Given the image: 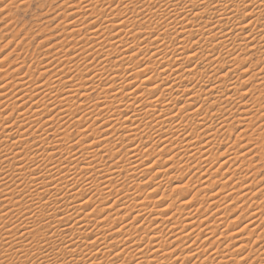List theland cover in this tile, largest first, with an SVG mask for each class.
Here are the masks:
<instances>
[{"label": "bare ground", "instance_id": "obj_1", "mask_svg": "<svg viewBox=\"0 0 264 264\" xmlns=\"http://www.w3.org/2000/svg\"><path fill=\"white\" fill-rule=\"evenodd\" d=\"M74 1L75 0H64V5L61 7L59 6L61 10L63 9L61 11L62 16H60L63 17V19L57 24V26L61 25L62 27L59 38H57L55 42L44 39L47 45L46 49L59 48L61 50L60 55L57 57L54 56L55 59L53 63V65L55 64L60 68L59 72L51 75V72L47 69V66L49 68L50 64L53 62V59L50 58L48 61L46 60V64L41 66L44 68L38 70L37 64H39L40 59L38 56H47V54H41L42 52H40L39 55H33L34 57H32V59L29 57V62L26 61V58H23L12 65L10 61V63H8V68L6 67L3 71V73L7 72V75L6 80L3 79L4 81H1L0 98H4L1 100H3V102L5 101V109H8L6 117L8 118L4 119L5 121L7 120L6 122L2 121V123L4 122L3 124L0 118V158L3 157V159L1 158L2 165L3 162H5L2 171H0V185L3 186L8 180L12 181L11 179L15 177H26V174H32L33 177L30 178V185L29 188L27 187L26 191L19 190L21 186L19 188L16 187L18 190L15 191V189L10 188L8 184L2 187L3 190L0 189V196H2L1 202H3L0 206V223L5 226L12 225V229L0 230V264H60L61 261H63V264H84L87 261L88 264H112V261L109 262V258L113 252H115L116 255H112V259L114 258L118 264H162L164 262L166 263L175 253L176 247L172 248L171 244L174 243V245H177L175 244L176 241L172 240L173 237L171 238L173 242L164 237L167 232L171 234L174 231V240L179 242L183 241V244L184 241L188 239L186 243H190L191 245L195 244L196 241L197 243L201 241L200 243L203 242L204 245L206 243L210 248H214V253L212 250L214 259L219 257H224L222 259H225L227 257L226 255H228V257L234 256V250H242L248 247L245 255L248 257L250 253L254 254V256L256 254L255 258L260 257L259 264H264V242L258 247L254 246L264 234V208H261L262 205H258L259 202L256 204L257 202L254 203V201H252L254 204L248 205L250 210L248 214L244 212L245 215L243 213V215L233 214L234 211L232 210L231 215H223L225 212H222L223 214L220 212L221 215H219L220 208L218 206L220 205L221 194H212L210 191V195L204 196L205 198L203 197L205 199H203L205 201L204 205L207 204L208 207H211L215 204L214 206L219 209V211L216 212L219 214L215 213L217 217L212 219V224H209V219L207 220L204 217V219H198L197 217V221L194 218L196 217L194 213H189V210L186 211L187 205L191 203L187 204L188 201H184L186 196L184 193L187 189L185 192L181 190L183 191V193L180 192L182 193L181 195L178 194L180 190L176 191L177 193L172 192V194H178L179 196L175 198L172 196L173 199H171V201L169 200V203L166 202L168 204L164 205H160L161 202L157 201L160 203L159 208H155L157 202H152L153 206L151 207L148 205H151L149 203V197H151L152 193L154 194V192H156L157 186L154 192L143 193V190V192L139 191L141 192L140 194L133 193L132 195L129 186L138 185L140 180L137 181V179L131 178L129 182H126L127 186L124 183L130 177L129 175L136 171L137 173L139 171V173L146 175L152 172L153 174L151 173V176H148L150 178L148 182L154 178H159L155 181L159 186V184L164 181H161V179L166 175H170L168 173L169 171L167 172L165 169H162L164 168L163 166L170 167L168 164H174L176 156L180 155V153L186 155L189 151L201 157H199L200 160L197 158L198 161H202L201 159L203 158L205 164L209 163L208 165L210 166H214L212 163L214 164L215 161H219L218 157L224 156V158L219 161L218 168L226 167L225 169H227L228 172L231 170V177L232 175L234 176V174H241L244 162H241V155L238 153L239 151H244L245 147L241 144V140L243 139L245 141L246 139L247 142V140L254 139V137H251L254 135L257 137V140L259 139L260 141L264 135V100L262 102V98H258L260 95L264 97V75L260 77L258 75V80H256L255 83H251L249 87L243 88L242 90L237 89L241 74L251 68L252 51H261L260 54L264 51V42L260 43V41L263 40L261 37L264 35L260 36V32L254 29L255 27H253L255 32L252 28L250 32H243L244 27L241 25L247 20V14L244 12L245 0H204L203 3H201V0H159V6L156 4L157 7L154 6L156 7L154 10L152 3L155 0H79L77 4H75ZM7 3L9 2L7 1ZM137 3H139L138 6L142 9L138 11L137 14L144 13L146 15L144 16L145 19H138V25L136 24V20L133 19V17H135L134 15H131L132 19L130 20L123 19L124 17H122V13L124 11H129V8L130 12L136 13ZM250 3L255 4L257 7L252 8L254 17L252 21H249L248 25H245L247 27L253 23L255 26V23L260 19L259 17L262 16L260 0H250ZM213 5H215V7ZM51 6L54 7L53 5ZM179 13H182L180 14V19H178ZM107 15L109 18L111 17L110 15L116 17L115 19H99L103 16L107 17ZM152 16H154L155 19H150ZM72 17H75V19H71ZM203 18L211 20L206 21L209 28L206 26L207 29L204 31L202 30L203 27H201L203 24H201V19ZM174 22L175 25L179 24L175 32L178 31L179 36L183 37L182 39L179 38L178 40L176 36H172L175 32L172 33L170 31L171 27L168 25ZM93 25H95V28H93ZM138 27H140L139 29H144V31L151 28V30L156 32V36H151L150 34L152 32L147 33V35L152 38L150 37L151 39L146 40L148 43L143 46H141V40V45L137 43L135 39L134 42H131L133 38L129 41L131 36H137L135 35V30ZM261 31L263 30L261 29ZM140 33L146 34L145 32ZM197 36H201L200 38H203V41H199ZM192 37H195L197 39L196 41H199V44H190L188 41H190ZM187 44L189 46H187ZM192 46H195V54L191 51L193 49L191 48ZM133 48L135 52L132 51ZM245 49L251 51V53H248ZM69 51L71 52L69 53ZM150 52L151 54L146 56L147 53ZM59 53L60 52L57 53L56 51V55ZM141 54L147 57L143 60H147L142 62L138 61L137 56ZM112 55L116 58H114L115 60L113 59L112 62H117V59L120 61L118 67H109V70H104L105 66H102L104 69H102V67L101 69L97 68V65H100V63L110 65V63H112L110 61ZM190 57L191 60H195L194 64L191 63ZM1 59L2 57L0 61ZM180 61L182 64L184 63V65L177 64ZM245 64L248 65L247 70L244 69ZM11 65L13 68H10L12 67ZM138 65L141 67V71H137ZM224 65L227 68L220 70L219 68H222ZM253 65L256 64L254 63ZM111 66L113 67V65ZM263 67L264 64L260 66L258 72L253 71L251 74H254V76L256 74H261ZM207 68L212 69V71L209 74H204L203 71H205V69L207 70ZM56 69L57 67L55 70ZM226 69H228V71H225ZM34 70L37 71V76L32 75ZM230 74H232V76H229ZM244 77L247 76H243V78ZM249 79H251L250 76L241 81L248 83ZM169 82L171 86H168ZM184 82L186 83L183 84ZM132 84H136V89H131ZM52 85H55V87L57 86V88L54 91L55 88L53 86L52 89L54 93L50 94L48 91L51 89L50 87H52ZM66 85L70 87H66ZM157 85L160 86V90L156 96H153V91L156 90ZM180 87H185L183 90L184 93H182V104H179L175 96V93ZM113 88L116 91L112 95H108L107 93L111 92ZM122 89H131V91L122 92ZM140 89H143V92H140ZM253 91L256 92L255 94L257 95H253ZM91 92H94V96L92 97L93 102L89 100L91 99ZM137 93H139V95ZM180 93L179 90V94ZM189 93H191L190 96L188 95ZM245 93H248L247 100L242 98ZM184 94L187 98H184ZM180 96L182 97V95ZM225 96L228 98L222 100V97ZM251 100L254 104L251 103ZM85 101L89 102L87 106L86 103L84 104ZM134 101H139L138 105L135 104ZM57 104L63 105V108L65 104H67L66 106H74V104L79 105L77 107L75 106L70 113L66 112L67 115L71 114L67 117V120H71L72 118L74 120V116L79 117L78 120L80 121L77 120V122H80V126L83 125V127L88 130L89 135L85 136L84 131H81L80 128L78 134L74 137L79 139L80 145H82L79 147V150L70 151L71 153L68 150L69 154L66 156L54 159L53 153L57 147L60 146L59 142L62 141L60 137L59 140H55L56 135L53 137L54 139L51 140L42 137V135H45L47 132L46 124L49 122L52 124L54 117L52 118L53 121L47 120L48 122L45 123V119L44 121L42 120V116L39 112L42 110L43 114L48 116L52 109L51 106ZM178 104L179 106H177ZM186 108L190 109V111L185 114L184 109ZM0 110H3L1 104ZM3 112L5 111L3 110ZM237 112L243 113L244 115H239L238 118H235V113ZM125 113H127V115H125ZM218 113H220V115L215 116V114ZM1 114L4 115L5 113L1 112ZM176 114H179V119H177ZM13 115L14 119L10 118L11 116L13 117ZM64 115L67 116L66 114ZM0 116L2 117V115ZM90 117L92 120L89 119ZM58 120L61 119H56V122ZM175 121L177 122L174 123ZM233 123H236L234 125H237L241 131L234 135L231 144L224 145L225 147L223 148L225 150L221 154L212 157L213 149H219V145L226 143L223 142L227 139L226 137L230 138L231 134L233 135ZM55 125L58 128L60 127L57 124ZM191 126V131L188 129L189 131L187 134H181L182 131H180V127L184 131L187 130L185 129L186 127L191 128ZM193 128H195L196 131ZM101 129H103V131H101ZM54 131L56 132V130ZM248 131L251 132L248 133ZM138 132L142 133H139V135H144V138L146 136L149 137V139H153L155 136H159V138L164 136L163 141L167 142L169 145L173 144L172 141L177 139L174 144H176V151H178V149L179 151L176 152L170 160L167 158V161H162L163 166H161L162 163H160L161 165L159 164L160 166L151 163L152 165L143 167L145 163L138 157V152L141 153V151H136L139 150L137 149L139 147L135 148L138 145L134 148L130 145L134 142ZM30 138L32 140H29ZM89 138H91L90 143L92 145L99 143L102 147L100 149L94 148L92 151H89L88 145L84 144V141ZM65 140L69 141L66 136L63 141ZM124 140L127 141L125 142L126 144L124 143V146L121 145L122 147H118L117 149V143L120 142L123 144ZM139 141H141V137ZM238 141H240L239 144H241L240 148L235 147L239 145ZM251 141L249 142L251 143ZM136 142L137 141H135V143ZM249 142H247V144ZM159 143L162 144L160 140ZM254 143L257 144L256 142ZM163 147H165V145ZM163 147L162 149H164ZM260 147L264 148V141H262ZM165 150L168 151V153L170 152L168 148L164 149V151ZM65 152L67 153V151H64V153ZM143 154L141 156H143ZM17 155L21 157L18 159ZM125 155L127 156L126 158ZM15 156L17 159L14 158ZM194 156L196 159L197 156ZM243 156H245V154L242 155V158ZM42 157L43 161L45 159L47 163L43 162V164H45L43 167H41L42 165H40V167L36 166L37 161L39 159L42 160ZM125 161H127L126 164H124ZM203 161L200 162V164L196 162L195 166L199 168V165L203 164ZM151 162L155 164V161ZM176 162H178L177 159ZM192 163L194 164V162ZM233 165L236 166L234 167ZM232 166L234 170H232ZM249 166L247 161L246 169L247 167L249 169ZM231 167L232 169H230ZM153 168L159 170L153 171ZM171 168L173 169V167ZM127 171L129 173L122 174ZM178 174L179 173H177V175ZM219 174H221L220 171ZM60 176H62V178ZM169 177L171 178V176ZM169 177H167V181ZM208 177L210 176L208 175ZM227 177L228 176H226V178ZM65 178L70 179L69 183H64ZM239 178H242V176H239ZM61 179H64V181L62 182ZM248 183L247 185L249 186ZM79 186H85L91 190V192L89 191L91 194L89 193L87 199L82 200V198H85L84 195L81 198L75 195L76 190H74V188ZM222 186L224 187V185ZM223 187L221 188V186H219V190L225 189ZM176 188L179 187L176 186ZM181 188L182 186L179 189ZM246 188L248 189L249 187ZM79 189L77 188V190ZM245 189L244 191H246ZM72 190H74V194ZM171 190H173V188ZM226 190L229 189L227 188ZM249 190L251 189H248V191ZM263 190L259 188L258 191L254 190L252 197L247 191L243 192L242 190H236V195L233 194L232 190L229 192L227 191L228 193L224 195H240L242 201L249 198L247 199L248 201L255 200L258 196L263 198ZM83 191H86L84 187L82 189V192ZM222 191L224 192V190H221V192ZM76 193L78 194V192ZM206 194L207 192L205 195ZM95 197L97 198V203H94L96 205L94 208L90 209V215L84 212L83 209L86 208L91 201H94L93 199ZM110 197H113L114 201H107ZM238 197L239 196H237V198ZM61 198H64V204L66 206H64V209L59 210L61 212L58 213L65 216L57 217V214L53 212V210L52 212H50L51 210L47 212V210H49L46 209L47 206L50 204L52 205V203H60ZM237 198H235L236 203ZM262 198L259 199L262 200ZM222 199L226 200L227 198L224 196ZM147 201L149 204H146ZM200 201H202V199ZM228 201L229 200H227V202ZM222 202L226 203V201ZM106 203H109V205L107 207H102V205ZM64 204H62V206ZM190 206H188L189 209L193 210V207L190 208ZM220 207L222 206L220 205ZM12 208L14 209L12 210ZM195 208L197 209V207ZM17 209L18 212L16 214H18V216H15L16 214L12 213V211L14 212V210L16 211ZM57 209L59 208L57 207ZM27 210H30V212H26ZM242 210L243 209H241V211ZM105 212L108 213L106 216L104 215ZM25 214L29 216L26 215L27 217H22ZM34 215L41 216V219L46 223V229L43 227L45 223L41 227L37 225L36 221L33 219ZM200 215L201 214L198 216ZM232 215H236V217L241 216L240 218L247 217L249 221L242 226H236L237 228H232L233 230H230V221H232L230 217ZM129 216H131V220L127 222ZM122 219L125 221L121 222ZM137 221H139L138 225H136ZM223 223L225 225L222 228L220 224ZM232 223L234 225V222ZM90 225L95 228V230L93 229L94 231H87V228L91 227ZM117 225H119L118 228ZM133 225L136 226L134 227ZM218 225H220L221 228L220 226L218 227ZM258 229L262 230L261 233L258 232L260 231ZM12 231H14V234L11 233ZM16 234L20 235L16 238ZM192 234L194 235L189 239ZM233 234L237 236L231 238L230 236ZM26 235H31V239L28 237L30 239L28 243L23 242L26 240ZM88 237H91L92 240L95 241V248L88 241ZM228 241H230V243L224 246L223 244L228 243ZM49 244L52 249H58L55 251L57 252L56 255H54L55 253L51 254V252L46 251L48 250L47 247ZM64 245L68 247L66 248ZM232 245L235 248L229 250V248H232ZM256 245H258V243ZM190 247L189 245V248ZM196 247H192L193 250L191 251L195 252L196 249L198 251ZM68 248H71L72 251L69 252ZM149 249H152V251L150 252ZM132 250H134L133 252L135 253H132ZM181 253L175 255L179 258ZM24 260L26 261L24 262ZM221 260L218 262L221 263ZM213 261L214 260L208 262ZM168 263L169 261L166 264ZM201 264H206L204 258Z\"/></svg>", "mask_w": 264, "mask_h": 264}, {"label": "rangeland", "instance_id": "obj_2", "mask_svg": "<svg viewBox=\"0 0 264 264\" xmlns=\"http://www.w3.org/2000/svg\"><path fill=\"white\" fill-rule=\"evenodd\" d=\"M7 1L9 2V3H7ZM21 1V2H20ZM158 1L159 0H155L152 4H153V7L154 6H156L157 7V5L159 6V4L160 3H158ZM79 2V0H75L74 1V3L75 4H77ZM21 3V4H20ZM27 3V4H26ZM6 4V5H5ZM10 4V5H9ZM24 4V5H23ZM157 4V5H156ZM51 5H53L54 7H52ZM64 5V0H0V48H5V49H7V48H10V51H8V53H7V56L5 57V56H2V55H0V58L2 57V59H1V61H3V63H4V65L2 64V65H0V71H1V73H0V85L2 84V82L4 81L3 79H5L6 80V73L7 72H5V73H3V71L6 69V67L8 68V63H10V61H11V63H12V65H14L13 63H16L18 60H20V59H23V58H26V61L27 62H29L28 60H30L29 59V57L32 59V57H34L35 55H39L40 54V52H42L41 54H47V56H45V55H41V56H38L40 59H39V64H37V67H38V70H41L42 68H44V67H41V66H43L44 64H46L47 63V61L49 60V58L50 59H53L52 61V63L50 64V67L48 68V66H47V69H49V72H51V75H53L54 73L56 74V72H59L60 70V68L58 67V66H56L55 64L53 65V63H54V59H55V57H57L58 55H60L61 54V50L59 49V48H49V49H46V47H47V45L45 44L46 42H44L46 39L49 41H51V42H55V40H57V38H59V33L61 32V25H58L57 26V24L59 23V21L61 20V19H63V17H60V16H62V10L59 8V6L61 7V6H63ZM139 3H137L136 4V10H137V12L136 13H132V12H130V8H129V11H124L123 13H122V17H124L123 19H132V16L134 15L135 17H133V19H135L136 20V24H137V22H138V19H145V17L144 16H146L144 13L143 14H137L138 13V11H140V10H142L139 6ZM7 6V7H6ZM15 6V7H14ZM5 7V8H4ZM51 7V8H50ZM131 7V6H130ZM156 7H154L153 8V10L156 8ZM70 9V8H69ZM72 9V8H71ZM2 10V11H1ZM44 10V11H43ZM5 11V12H4ZM47 11V12H46ZM66 12H69V11H66ZM126 12H128V13H126ZM130 12V13H129ZM35 14V15H34ZM126 14V15H125ZM136 14H137V16H136ZM180 14H182V13H179V15H178V19H180L181 18V15ZM13 15V16H12ZM109 15V14H108ZM107 15V17H105V16H103V17H100L99 19H115V17L116 16H113V15H110L111 17L109 18V16ZM125 15V16H124ZM132 15V16H131ZM64 16V15H63ZM5 17V18H4ZM260 19H258V21L255 23V26L252 24V25H249L248 27H250V29L252 28V30L255 32V30L254 29H256V30H258V32H260V36H262V32L264 33V23H262L261 21H262V16H260L259 17ZM98 19V18H97ZM150 19H155L154 18V16H152V17H150ZM202 20V22H201V27H203L202 28V30L204 31V30H206L207 29V27L209 26L208 25V23L206 22V21H208L209 19H201ZM203 20H205V21H203ZM57 21V22H56ZM140 21V20H139ZM142 21V20H141ZM209 21H211V20H209ZM167 22H169V21H167ZM139 23V22H138ZM147 23H148V21H147ZM210 24V23H209ZM138 25V24H137ZM136 25V26H137ZM205 25V26H204ZM56 26V27H55ZM140 26V25H139ZM169 27H171L170 29V31L173 33V32H175V30L178 28V26H179V24L178 25H175V22L174 23H171L170 25H168ZM207 26V27H206ZM253 27H255L254 29H253ZM140 27H138L135 31V35H137V36H131V38H129V41L133 38V40H131V42H134L135 40H136V42L137 43H140L141 41V43H142V45H141V43H140V45L141 46H143V45H145V44H147L148 43V41H146V40H149V39H151L152 37V33L154 32L153 30H151V28L148 30V29H146V31H144V29H139ZM173 28V29H172ZM209 28V27H208ZM46 29V30H45ZM261 29L263 30V31H261ZM36 31V32H35ZM145 32L146 34H144V33H140V32ZM150 32H152L150 35L151 36H149V35H147V33H150ZM243 32H245V31H243ZM144 34V35H143ZM176 34V35H175ZM198 35H200V34H198ZM204 35V34H203ZM33 36H34V38H33ZM139 36V37H138ZM141 36V37H140ZM172 36H176L177 38H178V40H179V38L180 39H182L183 37L181 36H179V33H178V31H176L174 34H172ZM151 37V38H150ZM201 36H197V39H199V41H203V38H200ZM138 38V39H137ZM263 40H261L260 41V43H263L264 42V36H262L261 37ZM45 39V40H44ZM135 39V40H134ZM196 39V38H195ZM196 39V40H197ZM26 40V41H25ZM141 40V41H140ZM177 40V39H176ZM175 40V41H176ZM193 40V37L192 38H190V41H192ZM143 41H145V42H143ZM174 41V42H175ZM190 41H188V42H190ZM44 42V43H43ZM144 43V44H143ZM176 43V42H175ZM28 44V45H27ZM189 44V43H188ZM187 44V46H189ZM44 45H46V46H44ZM18 46V47H17ZM195 46H192L191 48H194ZM187 48H189V47H187ZM16 49V50H15ZM31 49V50H30ZM246 51H247V49H245ZM261 50V49H260ZM35 51V52H34ZM51 51V52H50ZM56 51H57V53L58 52H60L59 54H57L56 55ZM38 52V53H37ZM71 51H69V53H70ZM248 53L250 52L251 53V51H247ZM257 52V53H256ZM260 52L261 51H257V50H253L252 51V53H253V56L251 57V60H252V65L255 63L256 65H250L251 66V68H249L245 73H242L241 74V79L239 80V85L237 84V89H239V90H242L243 88H247V87H245V85H248V87L250 86V84L251 83H255L256 82V80H258V78L261 76V75H264L263 73V68H262V70H261V74H256L255 76H254V74H251L253 71L255 72V71H257L258 72V69L260 68V66H262V64H264V61H263V59H264V51L260 54ZM30 53V54H29ZM255 53V54H254ZM259 53V54H258ZM151 54V52L150 53H147V55L146 56H149ZM16 55V56H15ZM34 55V56H33ZM51 55H53V56H51ZM116 55V54H115ZM200 55V54H199ZM15 56V57H14ZM28 56V57H27ZM51 56V57H50ZM55 56V57H54ZM142 56V57H141ZM14 57V58H13ZM20 57V58H19ZM113 57V58H112ZM263 57V58H262ZM115 57L112 55L111 57H110V61L112 62V60L114 59ZM144 58H147V57H145V55H140L139 56V59H138V61H140V62H142V61H145V60H147V59H145V60H143ZM151 58H153V57H151ZM116 59V58H115ZM114 59V60H115ZM141 59V60H140ZM259 59V60H258ZM261 59V60H260ZM47 60V61H46ZM254 60V61H253ZM14 61V62H13ZM256 61V62H255ZM263 61V62H262ZM139 62V63H140ZM259 62V63H258ZM261 62V63H260ZM258 63V64H257ZM119 64H120V61L117 59V62H112V63H110V65H104V64H101L100 63V65L98 66L97 65V68H99V69H101V67L102 66H105L104 68L102 67V69H104V70H109L110 68H116V67H118L119 66ZM134 64H136V63H134ZM133 64V65H134ZM138 64V63H137ZM177 64H181V65H184V63L182 64V62L180 61V62H178ZM11 65V66H12ZM111 65H113V67L111 66ZM4 66V67H3ZM55 66V67H54ZM106 66H108V67H106ZM52 67V68H51ZM57 67V69H58V71H57V69L55 70V68ZM110 67V68H109ZM4 68V69H3ZM10 68H13V66L12 67H10ZM54 68V69H53ZM108 68V69H107ZM223 68H227L225 65L224 66H222V68H219L220 70H222ZM34 69V68H33ZM8 70V69H7ZM11 70V69H10ZM53 71H55V72H53ZM209 71V72H208ZM211 71H212V69H208L207 68V70L205 69V71H203L204 72V74L206 73V74H209V73H211ZM10 72V71H9ZM37 71H33L32 73V75H34V76H37L36 73ZM53 72V73H52ZM35 73V74H34ZM250 73V74H249ZM260 73V72H259ZM2 74V75H1ZM3 74H4V76H3ZM50 74V73H49ZM203 74V73H202ZM203 74V75H204ZM247 74V75H246ZM249 74V75H248ZM254 77H253V76ZM258 75H259V77H258ZM4 78H3V77ZM229 76H232V74H230ZM243 76H247V77H251V79H249V81H248V83H245V81H241L242 79H245V78H247V77H244L243 78ZM257 76V77H256ZM2 78V79H1ZM131 80H133V79H131ZM2 81V82H1ZM247 82V81H246ZM137 83V82H136ZM186 82H184L183 84H185ZM53 86H54V91L56 90V88H57V86L55 87V85H52V87H50L51 89L53 88ZM142 87V86H141ZM181 88V87H180ZM178 89V91L175 93L176 95V97H177V101L178 102H180V101H182V99H183V94L182 93H184L183 92V90L185 89V87H182L181 89ZM187 88V87H186ZM51 89H49V93L50 94H53L54 92H53V89L51 90ZM51 90V91H50ZM179 90H180V94H179ZM238 90V91H239ZM52 92V93H51ZM254 92V91H253ZM263 92H264V90H263ZM256 92H254L253 93V95H257V94H255ZM94 94V92H91L90 93V97H91V99H89L90 100V102H93L92 101V97L94 96L93 95ZM180 95H182V97L180 96ZM185 95V94H184ZM180 97V98H179ZM187 96L185 95V97L184 98H186ZM260 97L262 98L261 99V101L263 102V100H264V97L263 96H259L258 98L260 99ZM252 98V97H251ZM250 98V99H251ZM1 99H4V98H0V104H1V107H2V109L5 111V112H3V110H0V115H2V117L0 116V118H1V123H2V121H4V122H6L4 119H7L8 117H6V115H7V113H8V109H5V107H6V104L3 102V100H1ZM259 99H257V100H259ZM252 100H253V98H252ZM252 100H251V103H252ZM255 100V99H254ZM260 101V100H259ZM260 101V102H261ZM4 104H3V103ZM86 103V106H87V103H89L88 101H85L84 102V104ZM258 103V102H257ZM264 103V102H263ZM232 104V103H231ZM252 104H254V103H252ZM67 104H65L64 105V108H63V105L61 106V105H53V106H51V108L53 109H51V111L49 112V115L48 116H45L44 114H43V111L41 112L40 110V115L42 116V120L44 121V119H45V123L46 122H48V121H53L52 122V124H51V122H49L48 124H46V129H47V132H46V134L45 135H42V137H46V139L48 140V139H54L53 137H55V135H56V137H55V140L56 139H58L59 140V137H60V139H61V141L62 142H59L60 144V146L59 147H57V149L54 151V153H53V158L55 159H59V158H61V157H64V156H66L67 154H69V152H68V150L71 148V149H75L76 147H77V145L74 143V137H76V135L78 134V131H79V129L81 128V126H80V122H77V120L79 119V117H77V116H74V120H76V121H74L73 120V118L71 119V120H67V117H69L70 115L68 114L67 115V113H70L71 112V110H73L74 108H75V106L77 107V106H79V105H76V104H74V106H72V105H69V106H66ZM58 106H60V107H62V108H60V107H58ZM66 107V108H65ZM73 107V108H72ZM60 108V109H59ZM242 108V107H241ZM65 109H66V111H65ZM58 110V111H57ZM63 110V111H62ZM69 111V112H68ZM80 111V110H79ZM78 111V112H79ZM1 112L2 113H5L4 115L3 114H1ZM7 112V113H6ZM60 112V113H59ZM65 112V113H64ZM67 112V113H66ZM54 113V114H53ZM52 114V115H51ZM62 114H63V116H62ZM64 114H66L67 116H65ZM236 115H235V118H238V116L240 115V116H243L244 114L243 113H235ZM219 116L220 115V113H218V114H215V116ZM51 118H50V117ZM55 116H56V118H55ZM237 116V117H236ZM13 117H14V115H13ZM12 116L10 117V118H13ZM46 117V118H45ZM48 117V118H47ZM54 117V118H53ZM66 117V118H65ZM76 117V118H75ZM52 118H53V120H52ZM65 118V119H64ZM56 119H61V120H58L57 122H56ZM89 119H91L92 120V118L90 117ZM48 120V121H47ZM60 121V122H59ZM66 122V124H65V122ZM74 123H73V122ZM78 121H80V120H78ZM238 121V120H237ZM240 121H243V120H240ZM3 122V123H4ZM56 122V123H55ZM177 121H175L174 123H176ZM257 122V121H256ZM2 123V124H3ZM70 123H71V125H70ZM88 123H89V121H88ZM55 124H57V125H59L60 127L58 128ZM74 124V125H73ZM234 124H236V123H233V126H234V128H233V135L231 134V137L229 138V137H226L227 139H225L223 142H226L225 144L223 143V144H221V145H219L218 147H219V149H213V151H212V153H213V156L212 157H215V156H218L219 154H221L225 149L223 148V147H225L227 144L229 145V144H231V142H233L232 141V139H233V137H234V135H236L237 134V132H236V129L237 128H239L237 125H234ZM63 127H62V126ZM65 125H67V126H65ZM67 128H65V127ZM53 127V128H52ZM56 129H55V128ZM235 127H236V129H235ZM51 128V129H50ZM52 129H54V130H56V132L54 131V130H52ZM185 129H187V130H182V128L180 127V131H182V133L181 134H187L188 133V131L190 130H192V126H191V128H185ZM189 129V130H188ZM195 131H196V129L195 128H193ZM81 130V129H80ZM235 130V131H234ZM31 131H32V129H31ZM31 131H29V132H31ZM52 131V132H51ZM54 131V132H53ZM251 132V131H250ZM249 131H248V133H250ZM54 133V134H53ZM61 133V134H60ZM139 133L140 132H138L137 134H136V137H135V140H134V142L132 143V144H130L131 145V147H135L136 145H138V146H136L135 148H137V147H139V148H137V149H139V150H136V151H141V153L140 152H138L139 153V159L141 160H143V162L145 163L144 164V166L143 167H145V166H149V165H158V166H160L161 164L160 163H162V165L161 166H163V162L164 161H167L168 159L170 160V158L176 153V152H178L179 151V149H178V151H176L177 149H175V146H176V144H174L175 142H176V140L177 139H175L174 141H172V143L173 144H168L167 142H164L163 140H164V136L163 137H160L159 138V136H155V138H153V139H149V137H146L145 136V138H144V135H139ZM248 133H246V134H248ZM140 134H142V133H140ZM71 135V136H70ZM66 136V138H68V140L70 141H63V139H64V137ZM141 137V141H139L140 140V137ZM62 137V138H61ZM144 139H143V138ZM156 137H157V139H156ZM252 138L254 137V139H251V140H247V142H249V141H251V143L249 142L248 144H247V142H246V139H245V141L242 139H240L242 142H241V144H243V146H245L244 147V151H239V155H241V162H244V164H243V166H242V172H241V174L239 175H237V174H234V176L232 175V177L230 176V174H232L230 171L228 172V170L227 169H225V168H218L219 167V161L220 160H222L223 158H224V156L223 157H218V162H214V164L212 163V165H214V166H210V165H208L209 163H206L205 164V162L203 161V158L201 159L202 161H203V164H201V165H199L200 167H202V168H198V167H196L195 166V164H196V162H199V164H200V162H202V161H198V159L200 160V158L198 157V155L196 154V153H194V152H192V151H189V152H187L186 153V155H182L181 153H180V155H178V156H176L175 158L178 160V162H176V159H175V161H174V164L173 163H169L168 165L170 166V167H165V166H163L164 168H162V169H165V171H169L168 173L170 174V175H166V176H164L162 179H161V181L162 180H164V181H162L160 184H161V186H160V184H159V186L157 185L158 183H155V181L156 180H158V179H156V178H154V179H152L151 181H149L148 182V179H150L148 176H151V173H149L148 175H146V174H142V173H139V171H138V173H137V171L136 172H134V173H131V175H129L130 177L124 182L125 184H126V186H127V183L126 182H129L130 180H131V178H133V179H137V181H139V183H138V185H133V186H129V188H130V192H132L131 194L133 195V193H135V194H137V193H141V192H143V190H144V192L143 193H150V192H154V190H155V187L157 186V190H155L156 192H154V194L152 193V195H154V196H152L151 195V197H149V203L151 204V205H148L149 207H151V206H153V204H152V202H157V201H160L161 202V204L159 203V202H157L156 204H155V208H159V204L160 205H164V204H168L169 202V200L171 201V199H173L172 198V196L175 198L176 196H179L178 194H182L183 193V191H181V190H184V192H185V190L187 189V191L184 193L186 196H185V199H184V201L185 202H187V204L188 203H190L191 204V206H190V204L189 205H187V208H186V211H188L189 213H194V215L196 216V217H194L195 219L198 217V219H204V218H206L207 220H208V222H209V224L211 223L212 224V219H215V217H217V215H215V213H217L216 211H219V209H218V207L220 208V211H219V213L221 212H225L223 215H226V214H228V215H231L232 213V211H234V213L233 214H236V215H245V213H249V206L251 205V204H254L255 202H257L256 204H258V202H259V206H261V208H264V196H263V198L262 197H260V196H258V198H256L257 200H259V201H257L255 198V200H248L247 201V199H249V198H247L246 200H243L242 201V199L240 198V195H237V196H239L238 198H237V196H234V195H236L235 193L239 190H242L243 192H248L249 194H250V196L252 197V195L254 194V190L255 191H258V188L259 189H261V190H263L264 189V148H262V147H260L261 146V143H262V141H264V135H263V137H262V139L259 141V139L257 140V137L256 136H251ZM255 137H256V139H255ZM174 138V137H173ZM176 138V137H175ZM137 139H139V140H137ZM161 139H162V141H163V143H162V141H161ZM229 139V140H228ZM29 140H32L31 138L29 139ZM149 140V141H148ZM158 140V141H157ZM159 140H160V142L162 143V144H160L159 143ZM173 140V139H172ZM135 141H137L136 143H135ZM258 141V142H257ZM65 142V143H64ZM125 142H127V141H125L124 140V142H123V144H121L120 142H118L117 143V149H118V147L120 148V147H122V146H124V143ZM138 142H140V143H138ZM142 142V143H141ZM155 142V143H154ZM254 142H256L257 144H255ZM261 142V143H260ZM69 143V144H68ZM154 143V144H153ZM165 143V144H164ZM240 143V141H238V144ZM126 144V143H125ZM135 144V145H134ZM165 145V147H163L164 145ZM168 144V145H167ZM241 144H239L238 146H235L236 148L238 147V148H240V145ZM252 144V145H251ZM64 145V146H63ZM68 145V146H67ZM122 145V146H121ZM133 145V146H132ZM145 145H147V147H145ZM161 145V146H160ZM163 145V146H162ZM166 145H167V147H166ZM225 145V146H224ZM237 145V144H236ZM249 145H251V147H249ZM66 147H68V148H66ZM161 147V148H160ZM162 147L164 148V149H166V148H168V150H170V152H171V154H170V152L168 153V151H164V149H162ZM260 149H259V148ZM63 148H65V149H67V150H65V149H63ZM246 148H248V149H246ZM61 149V150H60ZM125 149V148H124ZM150 149V150H149ZM257 149V150H256ZM259 149V150H258ZM238 150V149H237ZM249 150V151H248ZM261 150V151H260ZM64 151H67V153L65 152L64 153ZM150 151V152H149ZM162 151H164V152H162ZM173 151V152H172ZM175 151V152H174ZM72 152V151H71ZM70 152V153H71ZM153 154H152V153ZM143 153H148V154H146L148 157H151V158H148L145 154H143ZM173 153V154H172ZM250 153V154H249ZM260 153V154H259ZM143 154V156H141ZM168 154V155H167ZM187 154H189V155H187ZM190 154H191V156H193V157H191L190 156ZM243 154H245V156H243V158H242V155ZM62 155V156H61ZM145 155V156H144ZM170 155V156H169ZM194 155H196L197 157H196V159L194 158L195 156ZM18 156V155H17ZM182 156H183V158H182ZM189 156V157H188ZM248 156V157H247ZM259 156H260V158H259ZM21 156L19 155L18 156V159L20 158ZM127 156L125 155V158H126ZM178 157V158H177ZM188 157V158H187ZM211 157V158H212ZM2 159H3V157H1ZM0 158V171H2V167H4V165H5V162H3V165H2V159ZM15 159H17L16 158V156L14 157ZM26 158V157H25ZM28 158H29V156H28ZM27 158V159H28ZM165 158V159H164ZM168 158V159H167ZM194 158V159H193ZM198 158V159H197ZM42 160H38L37 161V165L36 166H39L40 167V165H42L41 167H43L45 164H43V162H46L47 163V161L44 159V161H43V157L41 158ZM145 159H147V160H145ZM149 159V160H148ZM164 159V160H163ZM141 160V161H142ZM188 160V161H187ZM192 160V161H191ZM148 161H155V164H154V162H151V163H149ZM163 161V162H162ZM247 161H248V164L250 165L249 166V169H248V167H247V169H246V164H247ZM186 162V163H185ZM192 162H194V164L192 163ZM127 163V161H125L124 162V164H126ZM157 163V164H156ZM160 164V165H159ZM172 165H174V166H172ZM205 165V166H204ZM176 166V167H175ZM207 166V167H206ZM234 167L236 166V165H233ZM232 166V167H233ZM171 167H173V169L171 168ZM175 167V168H174ZM232 167L230 168V169H232ZM234 167H233V169L232 170H234ZM258 167V168H257ZM166 168H167V170H166ZM171 168V169H170ZM196 168V169H195ZM218 168V169H217ZM245 168V169H244ZM251 168V169H250ZM257 168V169H256ZM170 169V170H169ZM175 169V170H174ZM181 171H180V170ZM220 169V170H219ZM155 170H159V169H155ZM217 170V171H216ZM235 170H239V169H235ZM219 171H220V173L221 174H219ZM222 171V172H221ZM226 171V172H225ZM245 171V172H244ZM252 172V173H250V172ZM166 172V173H167ZM201 172V173H200ZM211 172H212V175H211ZM215 172H217V173H214ZM224 172V173H223ZM127 173H129L128 171L127 172H125V173H122L123 175L124 174H127ZM167 173V174H168ZM177 173H179L178 175H177ZM182 173V174H181ZM223 173V174H222ZM247 173V174H246ZM253 173H255V174H253ZM153 174V173H152ZM198 174V175H197ZM224 174H225V176H224ZM30 175V176H29ZM38 175V174H37ZM208 175L210 176V177H208ZM237 175V176H236ZM248 175H250V176H248ZM252 175V176H251ZM169 176H171V178L169 177ZM174 176V177H173ZM221 176H222V178H221ZM226 176H228L227 178H226ZM239 176L241 177L242 176V178H239ZM245 176V177H244ZM31 177H33V175L32 174H26V177H15V178H13V179H11L12 181H10V180H8L5 184H8L9 186H10V188H14L15 189V191H17L18 189L16 188V187H20L21 186V188H19V190L21 189V190H23V191H26L27 190V187L29 188V185H30V178ZM61 178H62V176H60ZM139 177V178H138ZM142 177V178H141ZM167 177H169V180L167 181ZM230 177V178H229ZM234 177H236V178H234ZM21 178V179H20ZM27 180H26V179ZM211 178V179H210ZM238 178V179H237ZM19 179V180H18ZM23 179H25V180H23ZM67 179V180H66ZM188 179V180H187ZM199 179V180H198ZM225 179V180H224ZM235 179V180H234ZM191 180V181H190ZM212 180V181H211ZM29 181V182H28ZM38 181V180H37ZM61 181L63 182L64 181V179H61ZM69 181H70V179H68V178H65V181H64V183L66 182V183H69ZM190 181V182H189ZM206 181V182H205ZM211 181V182H210ZM147 182V183H146ZM183 182V183H182ZM215 182V183H214ZM220 182V183H219ZM249 182V183H248ZM25 183V184H24ZM29 183V184H28ZM131 183V182H130ZM179 183V184H178ZM184 183H186V184H184ZM222 183V184H221ZM247 183L249 184V186L247 185ZM4 184V185H5ZM3 185V186H4ZM27 185V186H26ZM155 185V186H154ZM221 186V188L223 187L222 185H224V187L223 188H225V189H221V190H224V192L222 191L221 192V190H219L220 188H219V186ZM247 185V186H246ZM2 185H0V189H2V187H3ZM5 186H7V185H5ZM23 186V187H22ZM136 186V187H135ZM153 186V187H152ZM176 186L177 187H181L182 186V188L181 189H179V188H176ZM216 186V187H215ZM233 186V187H232ZM242 186V187H241ZM256 186V187H255ZM260 186H261V188H260ZM83 189V187H84V190L86 189V191H87V193H86V191H83L82 192V189ZM152 189H151V188ZM187 187V188H186ZM207 187V188H206ZM233 189H232V188ZM246 187H249L248 189H251V190H249L248 191V189L246 188ZM77 188L79 189V190H77ZM173 188V190H171ZM176 190H175V189ZM216 188H218V189H216ZM229 189V190H226V189ZM246 190V191H244V189ZM252 188H253V190H252ZM263 188V189H262ZM3 190V189H2ZM74 190H76L75 191V195H77L78 197H83V195H84V197L85 198H82V200H85V199H87L88 198V196H89V193L91 192V190L90 189H88V188H86L85 186H79V187H76V188H74ZM74 190H72V192H73V194H74ZM136 190V191H135ZM178 190H180V191H178ZM233 191V194H229V195H224V194H227L229 191ZM237 190V191H236ZM90 191V192H89ZM139 191H141V192H139ZM176 191H178L179 193L178 194H174ZM211 191V192H210ZM228 191V192H227ZM235 191V192H234ZM264 191V190H263ZM1 192V191H0ZM76 192H78V194L76 193ZM82 192V193H81ZM86 194H85V193ZM172 192H174L173 194L175 195H173L172 194ZM180 192H182V193H180ZM189 192V193H188ZM194 192V193H193ZM199 192V193H198ZM204 192V193H203ZM207 192V194L205 195V193ZM215 193L216 195H218V194H221V203H223L222 201H226V203L224 202L223 204H221L220 202H219V204L222 206V207H220V205L218 206V207H216V206H214V205H212L211 207H208V205L207 204H205L204 205V203H205V197L204 196H207V195H210V193ZM177 193V192H176ZM192 193V194H191ZM247 193V194H248ZM252 193V194H251ZM88 194V195H87ZM91 194V193H90ZM135 194H134V196H135ZM156 194V195H155ZM170 194H172V195H170ZM204 194V195H203ZM248 194V195H249ZM0 195H1V193H0ZM82 195V196H81ZM86 195V196H85ZM132 195H131V197H132ZM161 195V196H160ZM192 195V196H191ZM203 195V196H202ZM225 196V198H227L226 200L225 199H222V198H224V196ZM138 196H140V195H138ZM138 196H136V197H138ZM159 196V197H158ZM169 196H170V198H169ZM223 196V197H222ZM227 196V197H226ZM1 197L2 196H0V206L2 205V203L3 202H1ZM194 197V198H193ZM204 197V198H203ZM139 198V197H138ZM168 198V199H167ZM190 198V199H189ZM232 198V199H231ZM235 198H237V203H236V200H235ZM259 198H262V200L261 199H259ZM93 199V198H92ZM96 197L93 199L94 201H91V203H92V208H94V206L96 205V204H94V203H97L96 202ZM111 199V200H110ZM156 199V200H155ZM158 199V200H157ZM167 199V200H166ZM202 199V201H203V203H202V201H200ZM204 199V200H203ZM61 200H62V202H61ZM139 200V199H138ZM187 200V201H186ZM190 200H192V201H190ZM227 200H229L228 202H227ZM233 202H232V201ZM234 200H235V202H234ZM239 200H241V201H239ZM107 201H114V198L113 197H110L109 199H107ZM252 201H254V203L252 202ZM163 202V203H162ZM166 202H168V203H166ZM203 204H201V203ZM244 202H246V203H244ZM64 204L65 202H64V198H61L60 199V203H58V204H53L52 203V205L50 204L49 206H47V208L46 209H49V210H47V212L48 211H50V212H52V210H53V212H55L56 214H57V217L59 216V217H64L65 215H63L62 216V214L61 213H58V212H61V211H59V210H62V209H64L65 207L64 206H66L65 204L62 206V204ZM148 203V201H147V203L146 204H149ZM193 203V204H192ZM263 203V204H262ZM4 204H5V202H4ZM195 204V205H194ZM228 204V205H227ZM243 204V205H242ZM55 205V206H54ZM104 205V206H103ZM102 205V207H107L108 205H109V203H106V204H103ZM194 205V206H193ZM206 205H207V207H206ZM249 205V206H248ZM188 206H190V208H192L193 210H191V209H189V207ZM203 206V207H202ZM246 206V207H245ZM51 207H52V209H51ZM57 207L59 208V209H57ZM195 207H197V209L195 208ZM226 207V208H225ZM15 208V207H14ZM14 208H12V210L14 209ZM16 208H18V207H16ZM160 208H161V206H160ZM222 208V209H221ZM247 208H248V210H247ZM57 209V210H56ZM200 209V210H199ZM218 209V210H217ZM224 209V210H223ZM241 209H243L242 211H241ZM198 210V211H197ZM205 210V211H204ZM232 210V211H231ZM30 212V210H27L26 212ZM196 211H197V213H196ZM201 211V212H200ZM246 211H248V212H246ZM251 211H253V210H251ZM18 212V209L15 211L14 210V212L12 211V213H14V214H16ZM188 212H186V213H188ZM206 212V213H205ZM245 212V213H244ZM201 214L200 216H198L199 214ZM204 213V214H203ZM219 213H217V214H219ZM221 213L219 214V215H221ZM240 213V214H239ZM243 213V214H242ZM19 214H21V213H19ZM52 214V213H51ZM214 216H213V215ZM246 214V215H247ZM22 215V214H21ZM27 214H25V215H23L22 217H27V216H29V215H27ZM206 215V216H205ZM236 215H232L230 218H231V220L232 221H230V230L233 228H237L236 226H242L243 224H245L246 222H248L249 220H248V218L247 217H242V218H240L241 216H237L236 217ZM15 216H18V214H16ZM40 215H34V217H33V219L36 221V223H37V225L38 226H43V224L45 223V221H43L42 219H41V216L39 217ZM36 217H38V218H36ZM113 217H115V216H113ZM202 217V218H201ZM204 217V218H203ZM236 217V218H235ZM238 218H240V219H238ZM198 219H196L197 221H198ZM234 219V220H233ZM123 220V219H122ZM121 220V222H124L125 220H123L122 221ZM129 219H127V222H129L128 221ZM230 220V219H229ZM237 220V221H236ZM40 221H42V222H39ZM211 221V222H210ZM120 222V221H119ZM213 222H214V220H213ZM232 222H234V225H233V223ZM39 223V224H38ZM42 224V225H41ZM264 224V223H263ZM3 227H2V226ZM220 225H222V228L224 227V223L223 224H220ZM220 225H218V227L220 226ZM91 226V225H90ZM232 226V227H231ZM6 227H7V229H6ZM9 227V228H8ZM11 227V228H10ZM44 229H46V223L44 224ZM92 227V228H91ZM91 227H89V228H87L88 230L87 231H90V230H92V231H94L95 230V228H93V226H91ZM220 228H221V226H220ZM1 229H4V230H8V229H12V225L10 226V225H8V226H5L4 224H1L0 223V230ZM94 229V230H93ZM232 229V230H233ZM165 230H167V229H165ZM164 230V231H165ZM258 230H260V231H258L259 233H261V229H258ZM168 231V230H167ZM12 234H14V231H12L11 232ZM175 231L173 232V233H171L170 234V232H169V234H168V232L165 234V238H167L168 240H170V241H176L175 242V244H177V245H174V243L173 244H171V247L173 248H175V253L172 255V257L168 260L169 261V263L168 264H176V260H179L180 261V264H189V262H190V264H201V261L203 260V258H204V260H206V264H208V263H210V264H218L219 262L218 261H220L222 258H224V257H219V258H217V259H214V248L212 249V248H210L209 247V245H207L206 243H205V245H204V243L202 242V243H200L199 241H198V243H200L201 245H203V246H201L200 244H198L197 243V241H196V243L195 244H190V243H186L187 242V240L188 239H186L185 241H184V244H183V241L182 242H179V241H177V240H174V238H175ZM201 233H204V232H201ZM20 234H16V238L19 236ZM194 234H192L190 237H189V239L190 238H192V236H193ZM234 235V236H233ZM233 235H231L230 237L231 238H235L237 235L236 234H233ZM30 236L31 235H26V240H24L23 242L24 243H28V242H30ZM263 236H264V234H263ZM262 236V238L257 242L258 243V245H256L257 243H255V247H258L259 245H261L263 242H262V240H264V237ZM30 239H29V238ZM173 237V238H172ZM254 237V236H253ZM252 237V238H253ZM170 238V239H169ZM171 238H172V240H171ZM201 238H202V235H201ZM29 239V240H28ZM167 240V241H168ZM232 240H234V239H232ZM169 241V242H170ZM172 241V242H173ZM230 243V241H228V243H224L223 245L225 246L226 244H229ZM234 243V242H233ZM180 244H182V245H180ZM197 244V245H196ZM173 245V246H172ZM189 245L191 246L190 248H189ZM197 247H196V246ZM50 246V247H49ZM49 246L47 247V249L48 250H46L47 252H51V254H54V255H56L57 254V252H55L56 250H58V249H52V247H51V245L49 244ZM198 248V251H197V249H196V251L195 252H193V251H191V250H193V248ZM201 246V247H200ZM193 247V248H192ZM209 247V248H208ZM192 248V249H191ZM201 248H204V249H201ZM233 248H235V247H233V245H232V248H229V250H231V249H233ZM247 248L248 247H246V248H244V249H242V250H240V249H237V251L236 250H234V253H235V255L234 256H229L228 257V255H226L227 257L225 258V259H222L221 261V263H219V264H243V261H244V259H247L248 260V264H259V262H260V257L259 258H255L256 257V254H255V256H254V254H252V253H250L249 255H248V257L245 255L246 253H247ZM222 249H223V247H222ZM183 250V251H182ZM200 250H201V253H200ZM212 250H213V253H212ZM220 250H221V248H220ZM226 250V249H225ZM243 250H244V252H243ZM134 250H132V253H135V252H133ZM202 251H203V254H202ZM236 251V252H235ZM33 252V251H32ZM183 253V255H182V253ZM186 252V253H185ZM92 253V252H91ZM179 253H181L180 255H179V258L175 255V254H179ZM191 253V254H190ZM207 253V254H206ZM240 253H243V257H241V255H240ZM20 254V253H19ZM200 254H202V255H200ZM237 254V255H236ZM191 255H192V257H191ZM209 255V256H208ZM188 256V257H187ZM197 256H199L200 257V259H199V257H197ZM202 256H204V257H202ZM175 259H174V258ZM209 257V258H208ZM210 257H211V259H210ZM229 258V259H228ZM241 258V259H240ZM88 259V258H87ZM87 259H85V260H87ZM114 259V258H113ZM112 255L110 256V258H109V262H111L112 260ZM195 259V260H194ZM202 259V260H201ZM219 259V260H218ZM227 259V260H226ZM243 259V260H242ZM15 260V259H14ZM212 260H214L213 262H208V261H212ZM226 260V261H225ZM26 260H24V262H25ZM167 261V262H168ZM216 261V262H215ZM1 262V261H0ZM166 262V263H167ZM208 262V263H207ZM165 262L164 263H162V264H166ZM28 264V263H27ZM84 264H88V261L86 262V263H84Z\"/></svg>", "mask_w": 264, "mask_h": 264}, {"label": "snow or ice", "instance_id": "obj_3", "mask_svg": "<svg viewBox=\"0 0 264 264\" xmlns=\"http://www.w3.org/2000/svg\"><path fill=\"white\" fill-rule=\"evenodd\" d=\"M203 2H204V0H201V3H203ZM118 6H119V5H118ZM213 6L215 7V5H213ZM254 7H257V6H256L255 4H251V3H250V0H245V3H244V12L247 14V20H245V21H244V24L241 25L242 27H244V31H245V32H250V27H247V26H245V25H248V24H249V21H252V20H253L254 13L252 12V8H254ZM260 9H261V11H262V21H261V22L264 23V0H260ZM71 19H75V17H72ZM93 28H95V25H93ZM130 31H131V30H130ZM261 34L264 35V33H261ZM152 35H153V36H156V32H153ZM190 43H196V44H199V41H196L195 37H193V40L190 41ZM170 50H171V49H170ZM8 51H10V48H7V49H5V48H0V55L6 57ZM132 51L135 52V49L133 48ZM191 51H192L193 54H195L196 49L193 48ZM137 59H139V56H137ZM190 60H191V57H190ZM191 63L194 64V63H195V60H191ZM2 64H3V61H0V65H2ZM189 66H190V65H189ZM244 69H245V70L248 69V65H247V64L244 65ZM137 71H141V67H140L139 65L137 66ZM225 71H228V69H226ZM249 74H250V73H249ZM168 86H171V85H170V82H169V85H168ZM66 87H70V86H69V85H66ZM245 87H248V85H245ZM131 89H136V84H132V85H131ZM131 89H122V92H128V91H131ZM159 90H160V86L157 85V86H156V90L153 91V96H156V95L158 94V91H159ZM115 91H116V90L113 88L112 91L109 92V93H107V94H108V95H112ZM140 92H143V89H140ZM137 94L139 95V93H137ZM188 95L190 96L191 93H189ZM186 98H187V97H186ZM227 98H228V97H226V96H225V97H222V100H223V99H227ZM242 98H243L244 100H247V99H248V93H245L244 96H243ZM134 103L138 105L139 101H134ZM182 103H183V101H180V102H179V104H182ZM179 104H178L177 106H179ZM188 111H190V109H187V108L184 109V113H185V114H186ZM125 115H127V113H125ZM176 115H177V119H179V114H176ZM13 119H14V117H13ZM9 123H10V121H9ZM254 127H255V125H254ZM81 131H84L85 136H88V135H89L88 130L85 129V128L83 127V125H81ZM101 131H103V129H101ZM240 131H241L240 128H237V129H236V132L239 133ZM233 138H234V137H233ZM73 139H74V143L77 145V148H75V149H71V148H70L69 151L79 150V147L82 146V145H80V141H79V139H76V138H73ZM90 139H91V138L86 139V140L84 141V144H85V145H88V150H89V151H92L94 148H95V149H100V148L102 147L99 143H97V144H95V145H92V144L90 143ZM145 147H147V145H145ZM249 147H251V145H249ZM101 154H103V153H101ZM149 163H151V161H149ZM153 171H155V168H153ZM93 194H94V193H93ZM90 209H92V204H91V203H89L88 206H87L86 208L83 209V211L86 212V213H89V214L91 215ZM107 214H108L107 212L104 213L105 216H106ZM128 219L131 220V216H129ZM138 223H139V221L136 222V225H138ZM136 225H133V226L135 227ZM118 227H119V225H117V228H118ZM114 230H115V229H114ZM88 241L93 245L94 248L96 247V243H95V241L92 240L91 237H88ZM262 242H264V240H262ZM64 246H65L66 248L68 247L67 245H64ZM114 247H115V245H114ZM68 251L71 252L72 249H71V248H68ZM149 251L151 252L152 249H149ZM112 255L115 256L116 253L113 252ZM240 255H241V257H243V253H240ZM60 264H63V261H61ZM112 264H118V262H117L115 259H113V260H112ZM176 264H180V261H179V260H176ZM189 264H190V262H189ZM243 264H248V260H247V259H244Z\"/></svg>", "mask_w": 264, "mask_h": 264}]
</instances>
